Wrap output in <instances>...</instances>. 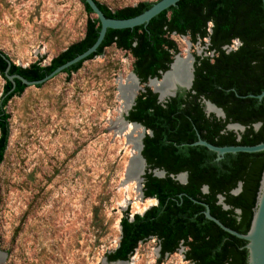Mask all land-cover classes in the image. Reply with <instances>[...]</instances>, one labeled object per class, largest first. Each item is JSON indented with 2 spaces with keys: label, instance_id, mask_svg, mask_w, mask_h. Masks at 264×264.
<instances>
[{
  "label": "trees",
  "instance_id": "trees-1",
  "mask_svg": "<svg viewBox=\"0 0 264 264\" xmlns=\"http://www.w3.org/2000/svg\"><path fill=\"white\" fill-rule=\"evenodd\" d=\"M88 16L94 14L78 0ZM107 18L126 19L147 10L154 2H140L133 7L110 10L96 2ZM100 28L98 20L86 21L84 36L52 58L48 65L33 62L27 67L10 65L9 74H19L29 81L39 80L57 66L85 51L95 40ZM189 37L191 43L207 40L211 57L194 55L193 83L190 91L178 90L163 103L149 88L139 92L125 119L143 126L150 134L143 138L142 156L147 169L143 176L144 198L157 203L131 219L125 214L119 222L117 248L107 253L108 262L128 261L138 244L155 239L160 248L159 259L184 248V260L190 264H246L245 242L222 231L203 215L208 205L210 214L238 233H246L250 224L264 152L225 154L215 161V153L202 146H191L196 132L215 146H252L264 141V0H181L174 7L153 17L145 26L106 31L96 53L99 56L110 46L133 57L132 72L141 84L148 78H160L168 70L178 49L170 36ZM233 41L238 46L228 51ZM204 44V43H203ZM0 51V75L4 80L0 97V166L10 136V115L5 107L27 88L19 80L15 86L4 77L6 62ZM84 61L63 74L76 72ZM39 87V86H37ZM205 99L221 108L224 119L204 112ZM229 123L245 127L237 137L226 131ZM260 123L257 130L253 125ZM162 169L158 178L148 169ZM187 172L181 184L170 175ZM241 184L238 194L232 190ZM206 186V192L202 188ZM218 196L223 197V204ZM239 210V213L236 212Z\"/></svg>",
  "mask_w": 264,
  "mask_h": 264
},
{
  "label": "rangeland",
  "instance_id": "rangeland-1",
  "mask_svg": "<svg viewBox=\"0 0 264 264\" xmlns=\"http://www.w3.org/2000/svg\"><path fill=\"white\" fill-rule=\"evenodd\" d=\"M96 1L114 11L158 0ZM90 17L78 0H0V51L16 66H46L83 38ZM170 39L181 57L212 56L206 39ZM237 46L233 41L228 50ZM132 63L129 53L110 46L76 72L28 86L7 103L10 136L0 166L3 264H105L118 245L120 219L145 210L142 187L139 199L129 191L122 205L118 188L130 147L111 127L122 108L117 87L133 73ZM4 83L0 75V97ZM158 249L155 239L141 242L127 264H190L183 247L162 260Z\"/></svg>",
  "mask_w": 264,
  "mask_h": 264
},
{
  "label": "water",
  "instance_id": "water-1",
  "mask_svg": "<svg viewBox=\"0 0 264 264\" xmlns=\"http://www.w3.org/2000/svg\"><path fill=\"white\" fill-rule=\"evenodd\" d=\"M179 1L181 0H158L157 2H154L147 10L143 11L142 13L136 16L126 18V19H115V18L105 17L103 13L101 12V10L99 9V7L97 6L96 0H84V2L90 8V10L94 14L95 18L98 20L99 25H100V28L97 32V36L94 42L85 51L76 55L74 58L66 61L65 63L57 66L50 73L46 74L43 78L39 80H34V81H29L19 74H9L8 71L10 69L11 61L8 58V56L3 53L2 57L6 62V68L4 70L3 75L12 84V87L15 86V80H19L22 84H24L27 87L41 85L45 83L46 81H48L49 79L55 77L56 75L63 73V71L69 68L70 66L78 62L85 61L87 57H89L91 54L96 53L108 29L124 30V29H133L139 26H145L147 23H149V21L153 17H155L156 15H158L159 13L165 11L166 9L170 7H174ZM192 63L193 64L190 68L191 72L188 71L187 69L188 67H187L185 68V72L180 73V68L182 65H184V60L180 56V54L177 53L173 57V60L171 64L169 65L168 70L160 73V78H156V77L148 78L146 83L141 84L140 80L137 78V76L134 73H131L130 76H132V79L136 85H139V86L143 85L144 89L150 88L149 84L152 81H155L156 83H158L163 91L159 92L154 89H151V91L157 95V101L159 103H163L167 101L168 99L174 97L176 95V92L179 89L183 91L191 90L192 83H193V77H194L193 76L194 58L192 60ZM187 74H189V77H187ZM176 76H179L182 79H184V82L183 83L177 82L175 80ZM139 90H141V92L144 91L142 88H140ZM263 96H264V90L260 92L258 95H250V97H255L258 100H261ZM135 98L131 106L127 108V110L125 111L123 115V119L126 123H130L131 125L138 126L142 128L143 131H146L145 128L141 126L140 124L135 123V122H129L125 119V117L128 115L129 110L134 105ZM202 103L204 106V112L207 115L213 114L217 118H220V119L225 118V114L223 110L217 107L215 104L205 99L202 100ZM209 107H213L217 112L210 110ZM259 126H260V123L254 124L253 125L254 130H257ZM226 130H229V131L231 130L236 133H242L244 132L245 127L237 123H229L226 125ZM143 137L144 136L142 134L141 143H140L139 159L142 165L144 166V173H143V176H144L147 165H146L145 159L143 158L141 154L142 149H143V144H142ZM196 137H197L196 141L191 143L190 145L191 146H202V147H205L208 151L215 153V161H219L220 159H222L225 154L264 152V141L256 145H252V146H243V145L215 146V145H212L202 140L197 132H196ZM147 172L149 173L151 172L154 176L158 178H164L166 176V172L158 168H155L153 170L148 169ZM170 177L177 180L181 184L186 183V181H184L186 178L185 173H179L177 175H170ZM142 187H143V184H142ZM206 190H207V187L204 186L202 188V191L206 192ZM240 190H241V184L239 183L237 188L232 191V194H238ZM141 197L142 198L144 197L143 194H141ZM151 199H154V198H151ZM154 200L157 203L156 199ZM191 200L194 203H197L203 206L204 210L202 213L207 220L214 223L222 231L236 237L237 239L243 240L245 242L244 249L247 252L246 264H264V165H263V168L260 174L256 196H255L254 207L252 210V216H251L250 224H249V227L246 233H238L237 231L226 227L218 219H216L210 214L209 207L207 204L201 201H197L195 199H191ZM218 200H219V203L223 205L224 209L228 208V206L223 204L222 196H218ZM236 212L239 213V210H236ZM158 250H160V248ZM1 254L4 256V259H5L6 254L4 253H1ZM4 259H3V262H4ZM105 264H127V261L108 262L107 260H105Z\"/></svg>",
  "mask_w": 264,
  "mask_h": 264
},
{
  "label": "bare ground",
  "instance_id": "bare-ground-1",
  "mask_svg": "<svg viewBox=\"0 0 264 264\" xmlns=\"http://www.w3.org/2000/svg\"><path fill=\"white\" fill-rule=\"evenodd\" d=\"M186 52V50H184ZM184 60V65L180 68V73L185 72V68L191 72L192 60L194 56L189 55L186 52V56L182 57ZM189 77V74H187ZM177 82L183 83L184 79L179 76H176L175 79ZM189 81V80H188ZM129 82V83H128ZM131 83V84H130ZM188 83V82H187ZM150 87L156 91L162 92V88L159 86L158 83L155 81L150 82ZM140 86L136 85L132 79V76H128L125 83H119L117 87V91L119 93L120 101H122V108L118 109V116L116 120L111 123V127L115 130L114 135H119L125 140V148L130 147L129 149V159L127 161L125 173L123 175V180L120 183L118 188V194L122 195V205H126L127 202L130 200L129 198V191H133V194H137V198L139 199L140 194L139 192L140 187H142L143 182V173H144V166L140 162L139 154H140V143L143 134L142 128L138 126L131 125L130 123H126L123 119V115L127 108L131 106L133 103L134 98L137 96L136 92L139 91ZM210 110L217 112L213 107H209ZM129 145V146H128ZM154 199L148 198L145 200L143 207L141 210L146 209L149 205L154 204ZM136 205V204H135ZM4 256L0 253V264H3ZM5 260V259H4Z\"/></svg>",
  "mask_w": 264,
  "mask_h": 264
},
{
  "label": "flooded vegetation",
  "instance_id": "flooded-vegetation-1",
  "mask_svg": "<svg viewBox=\"0 0 264 264\" xmlns=\"http://www.w3.org/2000/svg\"><path fill=\"white\" fill-rule=\"evenodd\" d=\"M203 108H204V106H203ZM217 118V117H216ZM220 119V118H219ZM146 130V129H145ZM225 130H226V126H225ZM147 131V130H146ZM226 131H229V130H226ZM231 131V130H230ZM235 134H237V137H239L240 136V134L241 133H236V132H234ZM146 134H150V132H148V133H146ZM145 134V135H146ZM144 135V136H145ZM144 138V137H143ZM142 141H143V139H142ZM142 144H143V142H142ZM145 162H146V160H145ZM146 165H147V163H146ZM148 167V166H147ZM147 169V168H146ZM181 173H185L186 174V178H185V180L184 181H187V179H188V175H187V172H181ZM179 174V173H178ZM177 181V180H176ZM235 190V189H234ZM233 191V190H232Z\"/></svg>",
  "mask_w": 264,
  "mask_h": 264
},
{
  "label": "built area",
  "instance_id": "built-area-1",
  "mask_svg": "<svg viewBox=\"0 0 264 264\" xmlns=\"http://www.w3.org/2000/svg\"><path fill=\"white\" fill-rule=\"evenodd\" d=\"M235 42H237V41H235Z\"/></svg>",
  "mask_w": 264,
  "mask_h": 264
}]
</instances>
